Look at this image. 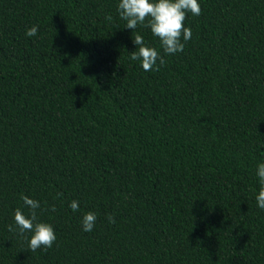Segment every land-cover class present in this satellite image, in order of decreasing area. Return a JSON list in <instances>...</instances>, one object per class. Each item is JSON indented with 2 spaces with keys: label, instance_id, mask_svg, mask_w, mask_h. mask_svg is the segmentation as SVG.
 Here are the masks:
<instances>
[{
  "label": "trees",
  "instance_id": "1",
  "mask_svg": "<svg viewBox=\"0 0 264 264\" xmlns=\"http://www.w3.org/2000/svg\"><path fill=\"white\" fill-rule=\"evenodd\" d=\"M119 2L0 0V264H264V0H198L158 71ZM23 195L47 250L8 231Z\"/></svg>",
  "mask_w": 264,
  "mask_h": 264
},
{
  "label": "clouds",
  "instance_id": "2",
  "mask_svg": "<svg viewBox=\"0 0 264 264\" xmlns=\"http://www.w3.org/2000/svg\"><path fill=\"white\" fill-rule=\"evenodd\" d=\"M117 11L121 19L126 21V28L133 32L140 26L149 28L154 37L159 39L161 52L145 44L144 37L136 33L133 43L137 46L136 51L131 52L130 59L139 61L144 71H158L166 64L165 56L173 55L184 51L185 44L192 38V30L185 27L184 22L188 13L192 16L202 14V9L198 0H120ZM111 21V15L105 17ZM38 33V26L27 29L25 35L34 37ZM256 175L261 185L256 195L257 206L264 210V163L257 167ZM25 207L29 209V214H25L21 208L14 212V226L8 225V231L16 232L21 238L28 240V250L36 252L43 248L47 250L55 244L57 236L54 227L38 219V209H41L40 202L23 195ZM73 212L79 211V202L73 200L70 203ZM55 212V206L51 207ZM109 223L114 224V217L109 214ZM97 216L94 212H87L82 218V230L90 232L95 227ZM27 233H31L28 239Z\"/></svg>",
  "mask_w": 264,
  "mask_h": 264
}]
</instances>
